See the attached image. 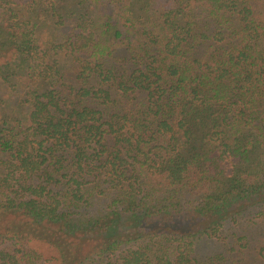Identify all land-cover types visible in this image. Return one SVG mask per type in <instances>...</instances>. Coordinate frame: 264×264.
<instances>
[{
  "label": "trees",
  "instance_id": "trees-1",
  "mask_svg": "<svg viewBox=\"0 0 264 264\" xmlns=\"http://www.w3.org/2000/svg\"><path fill=\"white\" fill-rule=\"evenodd\" d=\"M0 264H264V0H0Z\"/></svg>",
  "mask_w": 264,
  "mask_h": 264
}]
</instances>
